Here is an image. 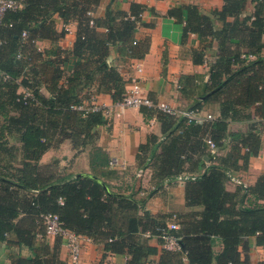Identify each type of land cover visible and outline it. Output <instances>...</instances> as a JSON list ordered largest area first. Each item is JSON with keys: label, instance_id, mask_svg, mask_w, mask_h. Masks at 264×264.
Returning <instances> with one entry per match:
<instances>
[{"label": "trees", "instance_id": "obj_1", "mask_svg": "<svg viewBox=\"0 0 264 264\" xmlns=\"http://www.w3.org/2000/svg\"><path fill=\"white\" fill-rule=\"evenodd\" d=\"M19 1L17 9L5 12L0 25V241L27 246L33 253L13 256L8 264H68L46 239L47 214L58 215L62 227L103 244L107 251L127 254L126 264H150L156 254L160 257L155 264H180L184 257L188 264H251L242 249L250 247V237L264 245V174L252 185L241 183L236 191L226 183L233 170L247 167L250 156L259 153L261 130L253 121L244 134L234 132L235 143L224 155H213L207 138L219 149L230 120L251 117L240 108L264 101V0H252V12L246 10L248 0H225L210 14L195 4L168 11L185 22L184 37L193 32L202 42L217 43L208 91L190 108L201 110L207 100L220 106V114L204 123H186L184 117L141 107L147 115L157 113L166 133L153 163L155 176L163 182L183 171H198L185 183L188 209L176 215L179 228L172 230L165 216L146 208L145 197L115 189L102 174L65 175L55 161L40 163L51 146L68 138L79 151L91 147L93 166L104 164L97 128L108 119L102 111L80 108L92 92L81 90L96 80L95 92H108L114 101L122 99L127 81L107 58L118 43L124 54L141 56L135 32L143 5L133 2L131 14L109 6L104 16L96 17L94 8L101 0ZM56 16L64 22L77 21L76 41L68 50L57 47L55 57L47 58L36 42L47 36L59 40L66 33L65 28L55 29ZM214 19L222 21L220 28ZM24 30L29 33L25 41ZM211 45L193 50L196 63L205 61ZM71 57L76 59L74 69L66 75L62 66ZM43 85L50 95L41 91ZM21 86L32 95L19 92ZM258 115L264 119V110ZM13 137L20 146L11 143ZM153 139L149 136L139 146L143 167L155 149ZM165 231L176 236L180 249H159L150 242L157 236L163 243Z\"/></svg>", "mask_w": 264, "mask_h": 264}, {"label": "crops", "instance_id": "obj_2", "mask_svg": "<svg viewBox=\"0 0 264 264\" xmlns=\"http://www.w3.org/2000/svg\"><path fill=\"white\" fill-rule=\"evenodd\" d=\"M225 0H101L94 8V16L102 17L110 6L114 10H121L131 14L130 8L133 2L143 5L140 23L135 32V39L139 41V57L128 56L123 52V45H112L108 55L110 65L116 67L126 81L137 77L143 87V92L154 101H164L175 107H190L197 99L204 95L209 88L212 66L217 58V43L202 42L197 33L183 35L184 21L180 22L170 16L168 11L181 4H195L203 13L210 14L214 9L223 6ZM254 2L248 0L246 10L252 12ZM216 28L222 26V21L214 19ZM55 29L62 31L67 27L66 33L55 40L49 36L37 40V48L48 57H55L57 47L71 49L76 41L78 24L76 20L64 22L55 17ZM208 44H213L206 50L207 54L203 63H196L193 59V50L200 49ZM264 57V48L261 53ZM76 59L71 57L63 65L66 75L72 73ZM141 64L142 70L137 69ZM20 80L22 79L19 78ZM64 81V80H63ZM89 87L81 91L96 93L95 102L111 109V116L107 117L108 123L97 128V145L101 148V157L104 164L99 166L91 163V147L78 150L70 139L65 138L51 146L41 157L43 165L56 162L57 170L65 175H77L81 173L98 172L109 181L117 190L125 193H134L139 198H146V208L155 214L165 216L168 221L176 218L179 213L187 211L185 197V183L187 179H180L183 175H197L198 171H183L172 180L162 182V178L155 176L154 160L161 153V146L166 140V133L156 112L147 115L141 107H127L118 105L108 92L98 91L96 80ZM24 87H19V92ZM41 91L50 95L46 85L41 86ZM85 104L91 103L86 99ZM202 111L210 112L217 117L220 114V106L217 101L207 100L201 103ZM145 109L147 107H144ZM148 109V108H147ZM264 110V101H256L248 107L240 108V111L249 114L250 118L230 120L226 137L216 153L224 155L230 151L235 143L232 136L234 132L244 134L249 125L254 121L259 128L262 147L257 155L249 158L247 167L241 166L233 170L236 179L252 185L257 178L264 174V119L258 115ZM150 111V110H149ZM149 136H153L155 149L148 166L144 167L141 175L138 153L139 146L147 142ZM151 142V145L153 143ZM11 143L21 145L15 137ZM151 154V153H150ZM211 156V155H210ZM209 162V157H205ZM205 164V165H206ZM242 164V161H241ZM185 169H190L187 163ZM163 183V184H162ZM241 183L229 179L226 186L231 191H236ZM242 192V191H241ZM152 193V194H151ZM46 239L51 247L56 246L59 258L71 264L69 259L68 233H47ZM80 245V259L77 264H126L127 254H118L107 251L103 244L93 242L83 234H77ZM42 239H37L36 245ZM150 242L162 249L164 244L159 242L157 236H153ZM250 247L242 249V256L248 257L251 264H262L264 261V245H257L255 237L249 238ZM220 245L215 247L216 250ZM32 255L33 251L27 246L8 245L0 241V264H8L13 256L18 254ZM159 254L152 255L149 263L159 261ZM180 264H188L187 257ZM216 264V261L214 262Z\"/></svg>", "mask_w": 264, "mask_h": 264}, {"label": "built area", "instance_id": "obj_3", "mask_svg": "<svg viewBox=\"0 0 264 264\" xmlns=\"http://www.w3.org/2000/svg\"><path fill=\"white\" fill-rule=\"evenodd\" d=\"M21 5V2L19 0H0V25L3 23V18L5 15V12L7 10H15ZM90 13V12H89ZM67 30V27L65 28ZM29 36V33L24 30L22 33V39L25 41ZM21 55L19 54V57ZM137 69L139 71L142 70L141 64L139 63L137 65ZM23 93L25 96H31V90L29 88H24ZM96 93L90 92L88 99H90L91 103L84 104L80 106L81 109L88 111H102L105 114V117H109L112 114L111 109L108 107L102 106L95 102ZM118 105H123L127 107H148L151 109L161 110L166 113H169L173 115L176 118L184 117L186 119V123H189L190 121H195L198 123H204L208 120H212L215 118V115L210 112H204L200 109H192L190 107H175L173 105H170L169 103H166L164 101H154L151 99L147 94L143 92V87L140 83L139 78L133 77L129 81H127L125 85V91L123 94L122 99L116 101ZM207 142L210 145L211 152L214 155L216 153V145L214 142L207 138ZM148 160L150 158H147ZM144 170L143 168H140L139 175L142 174ZM185 180L189 178H196V175H183L180 176V179ZM232 179L236 180L237 182L241 183L239 179H236L232 175ZM244 186H248L247 183L243 182ZM45 223L47 226V233L57 234V233H68V245H69V259L71 264H77L80 259V245L79 240L77 239V234L69 229H66L61 226V223L59 221V217L56 214H47L44 216ZM168 230L172 229H178L179 223L176 221V219H172L167 222ZM164 239V246L169 249H180V245L178 243V240L174 234H172L170 231H165L162 235Z\"/></svg>", "mask_w": 264, "mask_h": 264}]
</instances>
